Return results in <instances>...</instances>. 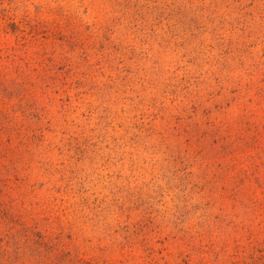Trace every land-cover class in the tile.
Here are the masks:
<instances>
[{"label": "rangeland", "instance_id": "1", "mask_svg": "<svg viewBox=\"0 0 264 264\" xmlns=\"http://www.w3.org/2000/svg\"><path fill=\"white\" fill-rule=\"evenodd\" d=\"M0 264H264V0H0Z\"/></svg>", "mask_w": 264, "mask_h": 264}]
</instances>
